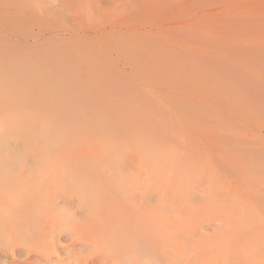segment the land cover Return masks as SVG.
<instances>
[{
	"label": "rangeland",
	"instance_id": "1",
	"mask_svg": "<svg viewBox=\"0 0 264 264\" xmlns=\"http://www.w3.org/2000/svg\"><path fill=\"white\" fill-rule=\"evenodd\" d=\"M75 1L0 0V153L139 154L148 183L235 202L264 264V0ZM67 71L108 116L64 123Z\"/></svg>",
	"mask_w": 264,
	"mask_h": 264
},
{
	"label": "bare ground",
	"instance_id": "2",
	"mask_svg": "<svg viewBox=\"0 0 264 264\" xmlns=\"http://www.w3.org/2000/svg\"><path fill=\"white\" fill-rule=\"evenodd\" d=\"M69 73L63 78L75 80L78 73ZM83 78L54 82L58 95L80 100V112H58L67 125L108 116L88 105ZM109 158L86 151L0 153V264H260V241L235 202L193 200L192 185L150 184L139 154Z\"/></svg>",
	"mask_w": 264,
	"mask_h": 264
}]
</instances>
